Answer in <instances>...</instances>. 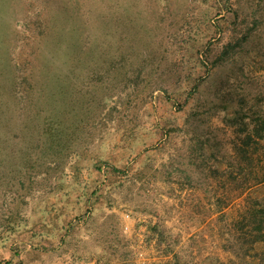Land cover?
Returning <instances> with one entry per match:
<instances>
[{"label": "rangeland", "instance_id": "1", "mask_svg": "<svg viewBox=\"0 0 264 264\" xmlns=\"http://www.w3.org/2000/svg\"><path fill=\"white\" fill-rule=\"evenodd\" d=\"M244 100L264 113V0H0V264H246Z\"/></svg>", "mask_w": 264, "mask_h": 264}, {"label": "trees", "instance_id": "2", "mask_svg": "<svg viewBox=\"0 0 264 264\" xmlns=\"http://www.w3.org/2000/svg\"><path fill=\"white\" fill-rule=\"evenodd\" d=\"M234 11L236 17L239 18L238 10L234 9ZM240 40L236 43L237 45L241 44ZM232 47V43L227 44L223 53L227 54ZM246 104L248 101L245 102L244 100L240 104L226 106L224 108L226 112L225 123L233 127L237 133L239 141L235 143V153L239 158L246 161L248 170L241 167L245 179H248L251 174L256 182L261 183L264 182V158L262 159L263 164L262 161L256 160L258 157H264V150L260 151V147L264 148V113L255 110L254 105L249 106V108ZM44 124L45 128L42 135L52 144L55 143L60 134L57 133L54 121L46 119ZM235 223L240 225L237 234L233 235L231 250L246 264H264V250H255L256 245L264 243V197L249 203L242 212L241 220ZM151 228L153 232L159 233V241H162L163 233L159 226L153 225ZM12 230H16V228L14 227ZM165 252L166 254L172 252V246L168 245ZM170 262L177 264L176 259H172ZM219 264L228 263L220 261ZM230 264H235V261L230 259Z\"/></svg>", "mask_w": 264, "mask_h": 264}]
</instances>
